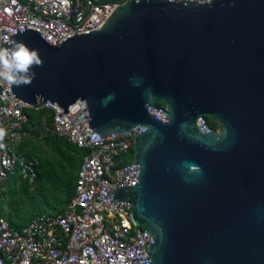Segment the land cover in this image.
<instances>
[{
	"label": "water",
	"instance_id": "water-1",
	"mask_svg": "<svg viewBox=\"0 0 264 264\" xmlns=\"http://www.w3.org/2000/svg\"><path fill=\"white\" fill-rule=\"evenodd\" d=\"M8 38L44 61L13 98L84 100L94 134L133 136L102 191L148 230L130 264H264V0H129L59 45L28 27Z\"/></svg>",
	"mask_w": 264,
	"mask_h": 264
},
{
	"label": "built area",
	"instance_id": "built-area-1",
	"mask_svg": "<svg viewBox=\"0 0 264 264\" xmlns=\"http://www.w3.org/2000/svg\"><path fill=\"white\" fill-rule=\"evenodd\" d=\"M129 0H0V47L5 38L23 27L38 32L48 42L59 45L68 36L97 29L120 4ZM208 2L211 0H179ZM10 85L0 82V127L7 135L0 149V198L8 176L19 173L33 181L39 161L19 154L15 146L26 136L28 102L13 98ZM71 104L65 113L53 102L35 105L47 108L41 119L44 131L65 137L86 153L78 171L74 195L63 212L42 213L29 223L15 227L0 214V264H130L145 253L150 236L137 225L127 204L110 207L102 191H112L120 179L123 155L133 147V136L100 138L88 127L89 111ZM166 111L158 106L155 113ZM201 125H208L205 119Z\"/></svg>",
	"mask_w": 264,
	"mask_h": 264
},
{
	"label": "trees",
	"instance_id": "trees-1",
	"mask_svg": "<svg viewBox=\"0 0 264 264\" xmlns=\"http://www.w3.org/2000/svg\"><path fill=\"white\" fill-rule=\"evenodd\" d=\"M163 105V102H158V106ZM25 111L29 116L25 128L35 133L41 132L39 124L44 116L47 117L49 110L33 106L26 108ZM204 119L210 127L217 128V125H221L212 115H204ZM41 137L39 143L33 144L35 148L41 147V155L34 152V149L25 153L26 156L35 155L39 158V166L34 181L30 183L28 179H22L19 174L15 173L8 176L5 186L9 188L16 185L17 179H22L27 187L35 185L37 191H39L41 202L48 205L51 210L53 209V213H59L65 209L68 201L74 195L76 174L86 151L71 143L65 137L51 131L43 132ZM131 150H134L133 147ZM5 189L1 196H3ZM34 190L36 191V189ZM0 214L16 227L29 223L16 225L8 211L0 209Z\"/></svg>",
	"mask_w": 264,
	"mask_h": 264
},
{
	"label": "clouds",
	"instance_id": "clouds-1",
	"mask_svg": "<svg viewBox=\"0 0 264 264\" xmlns=\"http://www.w3.org/2000/svg\"><path fill=\"white\" fill-rule=\"evenodd\" d=\"M4 43L7 46L0 47V82L16 87L30 85L36 76L33 68L44 63L39 50L10 38H5ZM6 135V130L0 127V149L6 147L3 142Z\"/></svg>",
	"mask_w": 264,
	"mask_h": 264
},
{
	"label": "rangeland",
	"instance_id": "rangeland-1",
	"mask_svg": "<svg viewBox=\"0 0 264 264\" xmlns=\"http://www.w3.org/2000/svg\"><path fill=\"white\" fill-rule=\"evenodd\" d=\"M220 128L221 125H217L216 130ZM133 151L130 150L122 156L124 164L132 160ZM34 152L41 155V147L35 148ZM5 188L4 194L0 198V209L8 211L16 225L31 221L41 211L43 213H53V209L51 210L48 205L43 204L39 199L40 195L39 191H37V186L27 187L22 179H17L16 185L9 188L5 186Z\"/></svg>",
	"mask_w": 264,
	"mask_h": 264
},
{
	"label": "crops",
	"instance_id": "crops-1",
	"mask_svg": "<svg viewBox=\"0 0 264 264\" xmlns=\"http://www.w3.org/2000/svg\"><path fill=\"white\" fill-rule=\"evenodd\" d=\"M39 126H40V124H39ZM40 128H41V126H40ZM41 132H39V133H35V132H33L32 131V133H34V135H29V136H26L20 143H18L16 146H15V149H16V151L19 153V154H21V155H23V156H25V157H32V156H34V157H36L37 159H38V161H39V158L37 157V156H35V155H31V156H26L25 155V153L26 152H29L30 150H32V149H35V145L33 146V144L34 143H39L38 141H40L41 140V136H42V133L43 132H46V131H44V130H40ZM37 145V144H36ZM84 158V157H83ZM83 162V161H82ZM39 166V165H38ZM80 167V166H79ZM38 169V168H37ZM15 173H17V172H15ZM14 173V174H15ZM17 174H19V173H17ZM13 175V174H12ZM20 175V174H19ZM20 177L22 178V179H26V178H23L21 175H20ZM76 177H77V174H76ZM29 181V180H28ZM34 181V180H33ZM33 181H29L30 183H32ZM5 189V183H4V186H3V190ZM3 192V191H2ZM2 197V196H1ZM71 200V199H70ZM69 200V201H70ZM68 201V202H69ZM67 205H68V203H67ZM67 205H66V207H67ZM65 207V208H66ZM65 210V209H64ZM63 210V211H64ZM62 211V212H63ZM43 212H41V213H38V214H42ZM46 214H50V213H46ZM30 222V221H29ZM16 227V226H15Z\"/></svg>",
	"mask_w": 264,
	"mask_h": 264
}]
</instances>
